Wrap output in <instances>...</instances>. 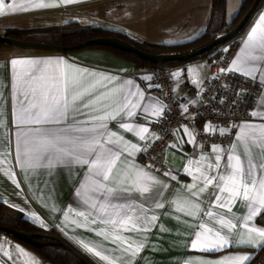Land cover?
<instances>
[{"label":"snow or ice","instance_id":"snow-or-ice-1","mask_svg":"<svg viewBox=\"0 0 264 264\" xmlns=\"http://www.w3.org/2000/svg\"><path fill=\"white\" fill-rule=\"evenodd\" d=\"M76 2L0 0V15ZM223 52L228 53L229 48ZM220 60L225 61L226 57ZM199 67L187 68L188 80L196 86L197 96L205 83L200 78ZM8 68L11 126L7 150H0V172L16 189L24 191L16 171L20 169L28 191L35 196L33 180L39 187L41 171L47 170L39 202L50 213H61L62 231L71 225L99 238L70 236L85 253L102 264H139L162 214L174 215L179 223L186 225L190 231L184 242L185 250L201 253L195 258L186 255L182 264H249L253 253L232 249L264 250V224L256 222L258 216L264 218V11L258 13L250 30L241 38L239 50L227 67L220 66L217 73L211 74L214 81L229 73L239 74L245 84L252 86L250 89L237 85L236 98L228 104L227 112L218 111L209 103L223 126L208 121L203 124L202 132L218 131L225 136L234 130L235 138L227 145L211 143L209 154L207 145L198 141L201 130L186 123L173 130L176 140L170 147L184 151L185 146H192L191 154L184 152L187 159L182 169L191 178L189 183L181 182L170 169L161 176L158 174L161 168L155 163L139 162L140 154L146 155L153 147L150 139H163L149 127L165 115L167 107L147 95V89L153 87L151 83L146 89L135 79L76 66L63 57H12ZM171 76L180 77L181 70L172 72ZM152 79L151 75L140 77L141 81ZM222 87L225 91L232 90L228 84ZM250 97L255 104L249 109L246 101ZM220 101L227 103L223 96ZM241 106L245 112L237 118L236 110ZM181 107L188 111L187 105ZM141 113L145 123L136 120ZM113 121L120 130L133 133L142 143L111 130ZM0 125L9 127L5 114H0ZM151 160L155 161L156 157ZM59 168L68 169L70 178L74 169L80 170L73 182L74 200L67 207L58 206L51 195L47 200L43 196L44 189L55 183L53 170ZM171 181L179 187H174ZM209 195L214 199L205 209V198ZM237 202L246 208L240 217L232 212ZM215 209L223 212L217 226L210 227L203 217L218 215ZM28 215L33 223L47 226L35 212ZM159 227L163 229V225ZM221 251L225 254L210 258ZM0 255L6 258L0 264H20L23 257L28 258L24 264H41L20 245L9 244L4 250L0 243Z\"/></svg>","mask_w":264,"mask_h":264},{"label":"crops","instance_id":"crops-1","mask_svg":"<svg viewBox=\"0 0 264 264\" xmlns=\"http://www.w3.org/2000/svg\"><path fill=\"white\" fill-rule=\"evenodd\" d=\"M242 0H226V20L230 21L232 17L239 10ZM11 2V0H6ZM19 2V0H18ZM51 2V0H46ZM264 11V0L260 7L254 13L250 22L245 30L237 38L240 41L244 37L250 27L258 18V13ZM211 13V0H77L72 4H58L53 8L46 9H30L27 11L19 10L16 13H10L7 15H0V33L7 28H19V29H36L46 27H61L69 22H76L84 26H100L108 29L120 31L128 35L136 42H148L159 44H172L191 40L196 38L207 26ZM239 47L237 51L239 50ZM220 48V46H219ZM218 48V49H219ZM217 49V50H218ZM236 51V52H237ZM236 54V53H235ZM208 56L199 57L183 64L174 65L175 71L182 70V76L176 79L180 81L179 84L175 82V94L181 97L185 101L195 100L197 88L191 82L186 80L187 68L189 66H201L199 67L200 78L207 80L208 77ZM235 56V55H234ZM12 57H27V58H47V57H63L69 63L80 66L88 67L96 70H107L115 75H120L126 78H132L141 83L142 87L147 89L148 83L153 85L152 88L147 89V95L158 99L160 97L158 90L155 86L154 79L152 81H141L140 77L145 75H151L150 67L137 66L134 61L124 58L112 50L101 46H88L80 49H74L66 52L56 50H38L20 47H0V114H5L9 127H3L0 125V150H7V144L9 139V128L11 121V90L9 80V68L8 61ZM121 69L126 71L121 72ZM188 78V77H187ZM255 104V102H254ZM137 122L145 123L143 113L136 118ZM152 132L157 131L152 127V123L149 124ZM110 128L113 131H119L121 135H124L126 139L133 142H140L133 133H127L118 128L116 121L110 123ZM179 128V127H178ZM182 134V130H181ZM220 133L214 132V135ZM235 138V131H230V141ZM176 137L174 136L172 143H174ZM152 140H149V143ZM198 141H202L207 145L206 151L210 154L211 143H225L216 141L213 137L204 135L199 137ZM142 143V142H140ZM14 144V137H13ZM184 152L191 154L192 146H185L184 151L178 148H172L169 145L159 155V159L164 166V170H172L174 174H177L180 181L183 183L191 182V178L185 176L183 173V165L186 162L187 157ZM198 154V152H197ZM142 154H140L139 162H143ZM145 164V163H144ZM161 170L159 175L162 176ZM20 174L22 186L24 191H20L15 188L9 180L0 172V203L8 206L20 213L33 223L28 215L29 212H35L41 219L45 220L46 227H41L39 224L33 223L43 230L55 231L68 239L75 247H77L85 256L91 259L96 264H102L98 260L87 254L76 244L70 236L76 235L78 238L98 240L94 233L88 232L86 229H75L73 226L68 225L65 231L61 228V213L52 214L49 210L39 202L41 196V188H44L43 180L47 179V170L41 171V182L39 187H36V180H33L35 188V196L30 193L27 188V183L23 180V173L20 169H16ZM80 170L74 169L70 178L68 169L59 168L53 170L55 183H50L47 189H44L43 196L47 200L51 195L54 202L60 207H67V205L74 200L73 197V182L76 178V173ZM163 178V177H162ZM167 179V178H164ZM174 187H179L175 181H171ZM214 199L213 196H206L205 209L208 208L210 201ZM7 201V203H5ZM14 205V206H13ZM23 209V211H21ZM167 211V210H164ZM218 214L211 218L203 217L206 223L210 227H216V221L219 218V214H222L223 210L215 209ZM232 212L236 217L242 216L246 212L245 206L241 202H237L233 205ZM259 217V216H258ZM258 217L256 222H258ZM183 219V217H182ZM58 225H60L58 227ZM163 225V229L159 227ZM190 229L179 223L174 215L162 214L158 221V226L154 228L149 236V241L146 248L142 252V257L139 259V264H182V260L186 255H190L195 258L201 253L194 250H185V240L188 238L187 233ZM0 243H3L4 250L11 246L20 245L32 256L39 259L41 264H52L51 262L42 259L41 255L34 249L26 246L25 244L15 240L13 237L5 234H0ZM232 251H248L255 253L258 250L254 249H235ZM225 253L221 251L216 256L210 258H217ZM264 258V252L259 253V259L256 264H262ZM0 255V260H5ZM28 258L23 257L20 260V264H24V261ZM264 264V263H263Z\"/></svg>","mask_w":264,"mask_h":264},{"label":"trees","instance_id":"trees-1","mask_svg":"<svg viewBox=\"0 0 264 264\" xmlns=\"http://www.w3.org/2000/svg\"><path fill=\"white\" fill-rule=\"evenodd\" d=\"M254 0H242L239 10L237 13L232 17L230 21L226 20V0H211V13L207 23L206 28L203 32H201L196 38H193L188 41L179 42V43H172V44H159V43H148V42H136L131 39L128 35L123 32L116 31L113 29H108L100 26H84L80 25L76 22H69L61 27H46V28H36V29H19V28H7L5 29L2 34L13 37V38H21L27 40H35V41H42V42H50L56 43L61 45H74L76 43L82 42L84 40L97 37V36H116L131 42L132 44L136 45L137 47L153 53H171V54H178L184 53L189 50L195 49L207 42H209L215 36L222 34L235 26L239 20L243 17V15L248 11V9L252 6ZM263 0L261 1V3ZM260 3V5H261ZM258 6V8L260 7ZM257 8V9H258ZM255 10V12L257 11ZM254 12V13H255ZM253 13V15H254ZM250 17L242 31L239 35L247 27L248 23L250 22ZM238 35V36H239ZM236 36V38L238 37ZM0 47H12L11 45H4L0 44ZM108 48L115 52L116 54L130 59L135 62L137 66H154L155 64L145 61L139 56H136L132 53L122 51L120 49H115L108 46H101ZM219 48L216 47L207 53L203 54L202 56H208L214 51H217ZM195 57L193 59L199 58ZM191 59V60H193ZM190 61V60H189ZM188 62V61H186ZM185 62H170L171 65L176 64H183ZM0 224L5 225L8 227H12L15 229L23 230L30 233H48L57 235L60 237L65 243L79 252L82 256L88 259L90 262L94 263L91 259L85 256L77 247H75L68 239L63 237L61 234L49 230H43L40 227L34 225L29 220H27L22 213L9 208L6 205L0 203ZM0 234H3L0 232ZM15 239V238H14ZM39 242V245L32 246L20 240H17L26 246L34 249L37 253H39L42 259L51 262L52 264H82L78 259H76L70 252L65 250L63 247L53 244L51 239L47 238H36ZM264 252V250H258L255 255H253L252 260L249 264H256L259 259V253Z\"/></svg>","mask_w":264,"mask_h":264},{"label":"built area","instance_id":"built-area-1","mask_svg":"<svg viewBox=\"0 0 264 264\" xmlns=\"http://www.w3.org/2000/svg\"><path fill=\"white\" fill-rule=\"evenodd\" d=\"M240 41L238 38H233L226 43L222 44L217 51L210 54L208 58V77L204 83L203 88L200 90V95H196L194 103L189 104L188 101L183 100L181 97L175 94V82L177 78H173L171 73L175 71L174 65L169 63L165 64H155L154 66H149L151 74L154 79L155 86L158 90L161 103L166 105L165 115L159 119L158 122L152 123V127L157 131L159 136H162V140H152L150 143L153 145L152 149L146 154H142V160L145 164L155 163L157 168L164 170V166L159 159V155L162 151L170 145L174 136L173 130L177 129L180 124H188L189 127H195L201 130V137L208 135L213 137L216 141L222 143H229L230 132L225 136L214 135V133H203L202 126L205 122L211 121L212 124H221V118L216 116V113L209 108V103L212 107L216 108L218 111L227 112L228 104H231V100L235 99V90L237 85L239 88H252L251 84H245L244 78L239 74H226L221 76L219 80H212L211 74L217 73L220 66L227 67L231 59L234 57ZM224 48H229V52H223ZM226 57L225 61H221L220 57ZM183 72L181 70V76ZM188 81V78L185 77ZM228 84L230 86V91H225L222 85ZM255 92V89H252ZM225 97L227 103L222 104L220 97ZM254 100L250 97L246 101V105H254ZM181 105H187L188 111L185 112ZM244 106H241L236 110V117L240 118L244 115ZM232 119L231 117L228 118ZM151 157H156L155 161L151 160ZM163 166V167H162Z\"/></svg>","mask_w":264,"mask_h":264},{"label":"water","instance_id":"water-1","mask_svg":"<svg viewBox=\"0 0 264 264\" xmlns=\"http://www.w3.org/2000/svg\"><path fill=\"white\" fill-rule=\"evenodd\" d=\"M261 1L262 0H254L252 6L243 15V17L239 20V22L235 26L227 30L226 32L215 36L209 42L195 49L178 54L148 52L137 47L131 42L116 36H97L76 43L74 45L66 46V45L50 43V42L13 38L0 33V44L11 45L20 48H29V49H38V50H56L62 52H66L74 49H80L88 46H108L115 49H120L125 52L132 53L136 56L141 57L145 61L153 64H165L170 62H186L195 57L202 56L208 51L218 46H221L227 41L238 36L239 33L244 28V26L246 25V23L248 22V20L250 19V17L253 15L255 10L260 5ZM258 222L264 224V218L258 217ZM0 232L5 235H9L17 240L30 244L32 246L39 245V242L36 238L51 239L53 244L63 247L65 250L70 252L76 259H78L82 264H93L84 256H82L79 252H77L75 249H73L71 246L65 243L57 235L48 234V233H30L1 224H0Z\"/></svg>","mask_w":264,"mask_h":264},{"label":"rangeland","instance_id":"rangeland-1","mask_svg":"<svg viewBox=\"0 0 264 264\" xmlns=\"http://www.w3.org/2000/svg\"><path fill=\"white\" fill-rule=\"evenodd\" d=\"M264 263V258H263V261H262V264Z\"/></svg>","mask_w":264,"mask_h":264}]
</instances>
